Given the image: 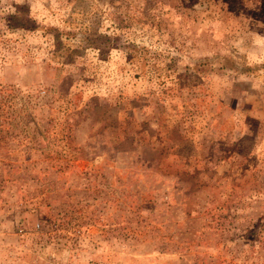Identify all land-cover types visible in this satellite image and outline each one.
Returning <instances> with one entry per match:
<instances>
[{
  "label": "rangeland",
  "instance_id": "obj_1",
  "mask_svg": "<svg viewBox=\"0 0 264 264\" xmlns=\"http://www.w3.org/2000/svg\"><path fill=\"white\" fill-rule=\"evenodd\" d=\"M0 264H264V0H0Z\"/></svg>",
  "mask_w": 264,
  "mask_h": 264
}]
</instances>
